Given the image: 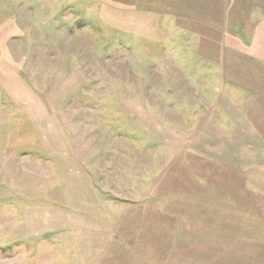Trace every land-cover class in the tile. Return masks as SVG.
Wrapping results in <instances>:
<instances>
[{
	"label": "rangeland",
	"instance_id": "obj_1",
	"mask_svg": "<svg viewBox=\"0 0 264 264\" xmlns=\"http://www.w3.org/2000/svg\"><path fill=\"white\" fill-rule=\"evenodd\" d=\"M0 264H264V0H0Z\"/></svg>",
	"mask_w": 264,
	"mask_h": 264
}]
</instances>
